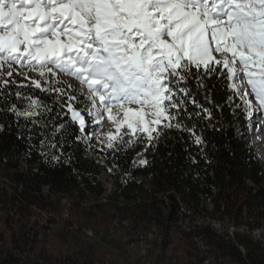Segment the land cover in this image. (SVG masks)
<instances>
[{"label":"trees","instance_id":"1","mask_svg":"<svg viewBox=\"0 0 264 264\" xmlns=\"http://www.w3.org/2000/svg\"><path fill=\"white\" fill-rule=\"evenodd\" d=\"M205 84L199 93L193 88L195 103L189 97L187 110L177 117L179 130L163 128L151 144L133 135L130 146L120 147L117 141L119 150L92 148L96 158L76 139L79 132L61 127L71 116L61 112L56 97L31 84L11 83L0 91V264H96L106 254L105 244H90L80 232L101 227L108 232L115 219L128 220L123 227L132 237L156 224L164 234L163 248L174 233H182L190 247L188 264H204L205 258L211 264H264V242L241 230L264 226V164L249 145L240 100L242 136L234 126L227 100L230 81L209 78ZM18 92L40 101L31 122L8 110L14 105L21 109ZM141 159L146 163L140 164ZM107 164L115 167L109 194L100 178ZM64 199L69 218L62 215ZM181 203L190 212V231L180 223ZM208 217L226 219L237 229L220 233ZM196 218L204 221L198 225ZM193 235L208 243L206 252L194 247Z\"/></svg>","mask_w":264,"mask_h":264},{"label":"snow or ice","instance_id":"2","mask_svg":"<svg viewBox=\"0 0 264 264\" xmlns=\"http://www.w3.org/2000/svg\"><path fill=\"white\" fill-rule=\"evenodd\" d=\"M14 65L39 70L31 86L70 113L61 127L79 132L77 140L97 138L88 129L107 112L125 131L101 143L119 150L117 141L130 146L135 135L151 144L163 128H181L193 88L199 93L209 78L232 80L235 94L264 106V0H0V73L8 67L11 77ZM58 74L83 90L68 91ZM115 105L123 119L112 118ZM38 107L29 97L27 109L8 110L31 122Z\"/></svg>","mask_w":264,"mask_h":264},{"label":"rangeland","instance_id":"3","mask_svg":"<svg viewBox=\"0 0 264 264\" xmlns=\"http://www.w3.org/2000/svg\"><path fill=\"white\" fill-rule=\"evenodd\" d=\"M12 76L8 77L7 73L9 71L8 67H4L2 73H0V85L3 84V81L6 79L9 83H14L20 86L21 84L27 86L30 84V81L33 79H40L38 75L39 70H32L28 67H19V66H13L12 67ZM23 73V75L21 74ZM58 79L63 82V86L70 85L71 88L67 89L68 91H71L73 89L75 90H83L81 89V85L79 81H77L74 77H71L69 75L65 74H58ZM229 95H228V103L231 106L232 112L234 114V126L236 127L237 133L239 136H242L243 129L241 126V122L239 120V104L237 100L242 101L243 103V110L246 113L247 119H248V137L250 139L249 145L252 146V148L255 150L258 158L260 161L264 164V157H262L258 152V147L253 144L252 135L250 131V117H249V111L247 110L245 103L240 95L235 94L234 89L231 87L232 80H229ZM8 83V85H9ZM3 88L2 90H4ZM17 97L20 99V108L21 111L25 110L29 106V97L23 95L22 92L17 93ZM31 99H35L30 97ZM206 99H211L210 95H206ZM76 107H83V103H80L78 105H74ZM125 107H133L134 109L137 107L135 105H125ZM37 109H35V112L37 113ZM70 114V113H69ZM71 116V115H70ZM105 120L104 122L96 125L92 124L89 127V132H95L97 138H93L92 136H88L81 140L86 145V150L88 151V155L90 157L96 158L94 155L92 148H95L96 150L100 152H104L105 150H108L105 143H101L102 140L105 138V134L109 131H112L114 135H122L125 131L124 127H121L120 132L118 133L116 131V126L112 123L109 117V113L105 112L104 114ZM111 116L113 119L120 118L123 119V112L120 109L119 105H115L113 107V111L111 113ZM88 118L86 117V120ZM173 121V125H174ZM3 126L0 123V130H2ZM159 130V129H157ZM97 160H100L101 163H105L104 159H101L100 157H97ZM112 174H114V168L113 165L107 164L106 170L102 169L100 173L101 180L105 183L107 186V193H111L113 187L110 186L111 184H114V181L112 179ZM104 201H106L104 199ZM64 206L63 211V217L69 218V212L67 209L68 201L66 199L62 202ZM211 218V217H210ZM73 221L75 222L74 228L77 229L78 227V219L76 217H73ZM208 221V220H207ZM212 226L218 231V232H229L230 234L234 233L237 227L233 226L228 220L225 219V221L216 219L215 221L209 220L208 221ZM244 227H242L243 229ZM264 230V226L260 227ZM129 228H125L123 226L117 225V222L113 220L111 222L110 228L108 232H106V229L104 227H101L100 230L95 231L91 228H86L81 230L80 235L82 236V240L90 243V244H105L103 245L106 249V254L100 258V260L97 261L96 264H188L190 255H189V244L184 240L182 237V233L176 232L174 233L172 237V242L169 246L166 248H163L160 244H154L153 240L154 237L150 235V231L147 232H138L135 237H132V234L129 233ZM48 234L51 235V231H47ZM131 232V231H130ZM109 235V239L105 240L104 237ZM146 234L147 240L150 242V244H140L138 243L139 239L142 238V236ZM254 238L260 239L259 236L261 233L255 232L252 233ZM135 238V239H132ZM264 238V236H263ZM192 239V238H191ZM193 241V239H192ZM194 242V241H193ZM194 247L200 250L201 252H204L202 250H205L202 247V244H196L194 242ZM207 258L202 259L201 261L204 264H208L206 262Z\"/></svg>","mask_w":264,"mask_h":264},{"label":"built area","instance_id":"4","mask_svg":"<svg viewBox=\"0 0 264 264\" xmlns=\"http://www.w3.org/2000/svg\"><path fill=\"white\" fill-rule=\"evenodd\" d=\"M11 83H9V85H10ZM8 85V86H9ZM14 106H16V105H14ZM18 108L16 107V110H17ZM22 109H18V111H21ZM157 131H160V130H157ZM161 134V133H160ZM197 136H199L200 137V139H201V141H202V136L200 135V134H198V135H196L195 136V138L197 137ZM113 168L115 169V167L113 166ZM114 172H115V170H114ZM197 174L195 175V177L197 178ZM110 186H112L113 187V184H111ZM106 188H107V186H106ZM108 189V188H107ZM49 191V186H45L44 187V192H48ZM166 203L168 204L169 203V201H168V199L166 198ZM209 208H211V204H209ZM190 212L186 209V207L184 206V204H182L181 203V209H180V214H179V216H180V223L181 224H183L182 225V227H183V229H186V230H188V231H190L191 230V228L189 227V223H188V220H189V217L187 216V214H189ZM207 220L209 221V220H213V221H215L214 219H212V218H207ZM115 221L117 222V225H119V226H128L129 225V222H128V220H123V221H119L118 219H115ZM204 220L202 219V218H196L195 220H194V222L195 223H197L198 225L199 224H202V222H203ZM242 231H250V233L252 232V233H255V232H258V233H261L260 234V236H259V240H261V241H263L264 242V238H263V236H264V230L262 229V228H257V229H254V230H249V228L248 227H246V226H244V228L243 229H241ZM148 231H150V235H152L153 237H154V240H153V242H154V244H164V234H163V232L160 230V228L156 225V224H153L152 225V227H151V229L150 230H148ZM147 235L146 234H144L143 236H142V238L141 239H139V241H138V243H140V244H150V242L147 240ZM192 239H193V241L196 243V244H202V247L205 249V250H202V251H204V252H206L208 249H209V246L207 245L208 243L204 240V239H202L200 236H197V235H193L192 236ZM171 244V243H170ZM206 262L208 263V264H211V262H212V259H210V258H207V260H206Z\"/></svg>","mask_w":264,"mask_h":264},{"label":"bare ground","instance_id":"5","mask_svg":"<svg viewBox=\"0 0 264 264\" xmlns=\"http://www.w3.org/2000/svg\"><path fill=\"white\" fill-rule=\"evenodd\" d=\"M242 99L247 110L249 111V124L253 144L258 147V153L264 157V106L260 105L259 101L256 100L254 95H249Z\"/></svg>","mask_w":264,"mask_h":264}]
</instances>
